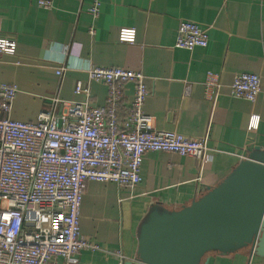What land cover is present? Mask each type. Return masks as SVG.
<instances>
[{
    "label": "crops",
    "instance_id": "crops-1",
    "mask_svg": "<svg viewBox=\"0 0 264 264\" xmlns=\"http://www.w3.org/2000/svg\"><path fill=\"white\" fill-rule=\"evenodd\" d=\"M91 6L92 0H55L47 10L38 0H0V38L16 43L14 54L0 53V84L18 89L6 116L30 123L53 107V99L106 105L108 87L89 78L83 70L88 64L138 71L146 78L150 94L144 110L155 129L207 138L203 165L150 152L137 187L88 183L81 232L100 250L83 251L76 264H124L136 259L139 230L152 207L181 210L217 187L249 150L264 151V0H102L96 18ZM184 21L208 31V47H175ZM122 29L136 30L135 43L120 41ZM64 66L69 68L58 76ZM209 72L220 77L217 91L206 87ZM242 73L262 79L255 102L232 95L234 79ZM79 82L89 96L76 93ZM133 95L129 84L122 113ZM252 115L260 117L254 131L249 130ZM51 264L67 263L56 258ZM202 264H264V259L246 249L230 256L210 252Z\"/></svg>",
    "mask_w": 264,
    "mask_h": 264
},
{
    "label": "built area",
    "instance_id": "built-area-1",
    "mask_svg": "<svg viewBox=\"0 0 264 264\" xmlns=\"http://www.w3.org/2000/svg\"><path fill=\"white\" fill-rule=\"evenodd\" d=\"M54 3L38 0L39 7L47 10ZM101 6L102 0H92L89 13L98 17ZM90 33L95 35L93 29ZM209 39L207 30L184 21L175 47L189 51L206 48ZM135 40L136 30L120 31L121 42L133 44ZM15 52L14 41L0 38V53ZM68 68L60 67L57 75ZM83 70L91 80L108 87L106 105L93 106L89 99L72 103L53 99V107L43 110L36 122L6 116L18 89L0 84V264H51L56 258L76 264L83 251L100 250L81 232L88 183L135 188L142 182L144 157L150 152L190 157L202 165L208 160L207 138L191 139L155 129L154 118L144 110L150 92L143 73L91 64ZM129 84L134 86V95L122 113ZM219 85V75L209 72L207 89L217 91ZM261 90V77L252 73L238 75L232 85L233 97L249 102H255ZM76 93L90 95L81 82ZM259 122L260 117L252 115L249 130H257Z\"/></svg>",
    "mask_w": 264,
    "mask_h": 264
},
{
    "label": "water",
    "instance_id": "water-1",
    "mask_svg": "<svg viewBox=\"0 0 264 264\" xmlns=\"http://www.w3.org/2000/svg\"><path fill=\"white\" fill-rule=\"evenodd\" d=\"M208 190L178 211L152 207L139 230L136 259L124 264H202L210 252L230 256L246 249L264 259V151L249 150Z\"/></svg>",
    "mask_w": 264,
    "mask_h": 264
},
{
    "label": "rangeland",
    "instance_id": "rangeland-1",
    "mask_svg": "<svg viewBox=\"0 0 264 264\" xmlns=\"http://www.w3.org/2000/svg\"><path fill=\"white\" fill-rule=\"evenodd\" d=\"M153 208H155V207H153ZM160 208V207H159ZM152 209V208H151ZM146 220V219H145Z\"/></svg>",
    "mask_w": 264,
    "mask_h": 264
}]
</instances>
